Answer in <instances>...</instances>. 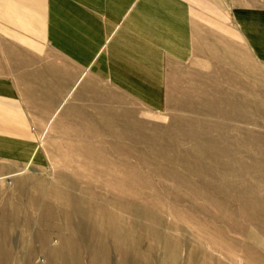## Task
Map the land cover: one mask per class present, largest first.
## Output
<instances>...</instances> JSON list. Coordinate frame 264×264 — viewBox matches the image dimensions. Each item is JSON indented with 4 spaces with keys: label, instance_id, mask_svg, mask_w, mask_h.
Segmentation results:
<instances>
[{
    "label": "rangeland",
    "instance_id": "1",
    "mask_svg": "<svg viewBox=\"0 0 264 264\" xmlns=\"http://www.w3.org/2000/svg\"><path fill=\"white\" fill-rule=\"evenodd\" d=\"M214 40L165 112L114 89L96 128L61 111L47 166L0 161V264H264V64Z\"/></svg>",
    "mask_w": 264,
    "mask_h": 264
},
{
    "label": "crops",
    "instance_id": "2",
    "mask_svg": "<svg viewBox=\"0 0 264 264\" xmlns=\"http://www.w3.org/2000/svg\"><path fill=\"white\" fill-rule=\"evenodd\" d=\"M214 38L264 64V0H0V161L47 166L61 111L95 127L114 89L165 112L168 85ZM91 130L77 146H97Z\"/></svg>",
    "mask_w": 264,
    "mask_h": 264
},
{
    "label": "bare ground",
    "instance_id": "3",
    "mask_svg": "<svg viewBox=\"0 0 264 264\" xmlns=\"http://www.w3.org/2000/svg\"><path fill=\"white\" fill-rule=\"evenodd\" d=\"M168 159H175L177 162H178V164L179 165H181V166H183V167H186V169L187 168H189V164H188V162L187 161H185L184 159L183 160H181V159H178L177 157H173V156H166ZM173 157V158H172ZM202 162V161H201ZM195 163V162H194ZM204 163V162H203ZM191 164V163H190ZM188 166V167H187ZM139 188H143V186H141L140 184H138V185H136L135 186V188L134 189H136V190H139L140 191V189ZM142 192V191H141ZM254 203V202H253ZM150 204V203H149Z\"/></svg>",
    "mask_w": 264,
    "mask_h": 264
}]
</instances>
